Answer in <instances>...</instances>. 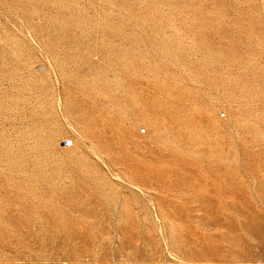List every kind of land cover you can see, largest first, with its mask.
I'll use <instances>...</instances> for the list:
<instances>
[{"label": "rangeland", "instance_id": "obj_1", "mask_svg": "<svg viewBox=\"0 0 264 264\" xmlns=\"http://www.w3.org/2000/svg\"><path fill=\"white\" fill-rule=\"evenodd\" d=\"M0 264H264V0H0Z\"/></svg>", "mask_w": 264, "mask_h": 264}, {"label": "built area", "instance_id": "obj_2", "mask_svg": "<svg viewBox=\"0 0 264 264\" xmlns=\"http://www.w3.org/2000/svg\"><path fill=\"white\" fill-rule=\"evenodd\" d=\"M74 143H73V141L72 140H68L67 142H66V146L67 147H70V146H72Z\"/></svg>", "mask_w": 264, "mask_h": 264}]
</instances>
